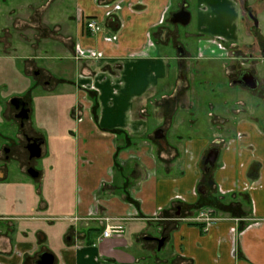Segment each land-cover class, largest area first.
Returning <instances> with one entry per match:
<instances>
[{"label":"crops","instance_id":"0c3cea01","mask_svg":"<svg viewBox=\"0 0 264 264\" xmlns=\"http://www.w3.org/2000/svg\"><path fill=\"white\" fill-rule=\"evenodd\" d=\"M212 1L200 2L206 17L185 33L194 39L191 54L179 39L181 24L170 22L186 3L190 21L182 26H189V0H0V59H21L24 75L37 60L50 62L57 87L70 86L73 102L81 95L87 104L80 115L68 113L77 163L75 199L57 216L68 222L62 242L50 248L45 231L22 226L27 216L2 215L0 264H36L43 251L53 264H264V79L253 66L264 72V36L245 42V64L254 63L231 80V94L240 90L246 99L210 98L202 107L190 96V75L200 70L183 60L207 61L202 73L212 74L217 62L234 58L224 43L239 44L221 33L224 1ZM87 18L97 20L95 34ZM79 44L100 57L77 65ZM244 70L257 79L255 89L234 83ZM187 108L188 125L179 116ZM159 128L165 147L154 137ZM43 143L41 156L49 152ZM211 147L218 154L206 168ZM41 206L46 213L47 202ZM204 207L219 218L209 226L192 219ZM106 224L123 232L100 239Z\"/></svg>","mask_w":264,"mask_h":264},{"label":"rangeland","instance_id":"374dc122","mask_svg":"<svg viewBox=\"0 0 264 264\" xmlns=\"http://www.w3.org/2000/svg\"><path fill=\"white\" fill-rule=\"evenodd\" d=\"M189 1L192 21L189 26L177 25L176 27L180 41L190 43L189 49L192 54L194 49L191 44L194 43V39H189L185 33L196 30L194 29L196 18L206 17L205 13L200 12L205 10L202 9L203 6L200 5V2L204 3L206 0ZM223 1L224 9L219 5V10L222 11L221 15L227 11L228 22L221 33L237 39L239 44L236 46H232L229 41L224 43L227 53L231 52L234 58L227 60L226 57L223 62H217L218 66L212 69V74L202 73L206 69V65L209 64L207 61L200 58L183 60L184 65L200 70L201 74L190 75L192 88L190 96H195L196 101L200 100L202 107H204V101L210 98L218 101L232 97L236 100L246 99L240 90L239 92L232 90L233 94H231V80L236 76L238 69H251L254 63L253 60L249 64H245L247 56L245 42L255 45L258 38L261 35L264 36V0H248L246 3H242L240 0ZM212 2L222 4V0ZM243 7L252 8L255 13L257 26L254 29H250L251 24ZM24 16L28 18L27 13ZM16 27L21 26L16 25ZM88 32L96 33H91L89 30ZM76 46L73 51V59L77 65H80L82 57L76 53L78 52ZM78 46L85 55L88 53L89 48H83L80 44ZM26 50L29 52L30 49ZM53 53L48 50L47 56L54 55ZM169 53L173 54L174 50L171 49ZM8 58L0 59V172H2L0 175L3 176V179H0V218L2 215L27 216L26 220L20 221L22 226L27 228L29 233H32L30 229L37 228L45 231L47 234L45 245L53 248L62 242L61 234L68 225L67 220L61 221L57 216L69 213L70 206L75 199L77 160L75 163L73 138L67 134V131L74 129V121L68 117V113L80 115L82 108L86 109L87 104L84 106V102H80L81 95L73 102L74 89L70 86L60 85L57 87L55 78L48 71L49 66L52 65L50 62H44L43 59L37 60L36 64L29 66L30 68L24 75L22 60L13 57V55ZM83 58L87 59L88 56ZM235 59L240 60L234 65L229 63ZM253 66L255 70H258V76L264 79V72L260 73L262 66L259 67L257 64ZM221 71L224 73L222 74ZM208 86L212 90H208ZM79 90L84 91L82 88ZM247 92L249 91L247 90ZM12 97H19L30 108L27 120L24 119L21 122L15 116L16 109L10 103ZM78 98L79 101H77ZM194 108L196 115L197 106ZM192 109L187 108L179 113V116L186 119L185 124L187 125L188 114ZM154 127L156 124H150V129ZM24 132L46 140L45 147L48 148V154L31 160V165L39 172L37 177H32L27 172L29 153L26 148ZM5 149H9V151L6 152ZM45 201L49 206L46 213L41 206ZM196 218L197 216L192 219L197 221Z\"/></svg>","mask_w":264,"mask_h":264},{"label":"water","instance_id":"95a60500","mask_svg":"<svg viewBox=\"0 0 264 264\" xmlns=\"http://www.w3.org/2000/svg\"><path fill=\"white\" fill-rule=\"evenodd\" d=\"M186 7V3H183L181 5V8L177 11L172 13L171 17H170V22L171 23H179L181 25H186L189 23L190 21V12L188 10L185 9ZM255 20V24H257L256 19ZM167 32L166 29H163L162 35H161V39L165 40V33ZM178 52L181 54V48L177 47ZM234 83H238L243 87L249 88V89H255L258 85V81L255 78V76L247 71L244 70L240 73L239 77L234 81ZM19 99L17 97H13L10 100V103L13 104L15 106V108H18V101ZM25 105V102H23V106ZM28 112H29V108H22V110L16 115V117H18L21 122L24 121V119L28 118ZM154 137L158 140V142L165 147V141L163 139V130L161 128L157 129L154 133ZM28 141H30L28 139ZM44 139L42 137L40 138H36L33 139L32 142L28 143L26 145V148L28 150L29 153V157H40L41 153H42V149H41V144H43ZM5 151L7 152L8 149H5ZM217 154H218V148L216 147H211L205 157L204 160V166L206 168H210L215 164L216 158H217ZM27 172L29 175H31L32 177H37L38 176V171L35 170L34 168L30 167L27 169ZM1 176V175H0ZM158 241V245L159 247L162 245L163 243V239H157ZM54 261V256L52 253L47 252V251H43L38 255L37 260L35 261L36 264H53Z\"/></svg>","mask_w":264,"mask_h":264},{"label":"built area","instance_id":"2783aa9c","mask_svg":"<svg viewBox=\"0 0 264 264\" xmlns=\"http://www.w3.org/2000/svg\"><path fill=\"white\" fill-rule=\"evenodd\" d=\"M85 23H86V28L91 33H95L97 31H99V29H100V26H99L97 20H95L93 18L87 19ZM115 38H116V35H112L111 37H106L104 39L107 41V40H112ZM76 49L78 51L76 53H78V55H80V57H82V58L85 57L86 55L88 57H91V58H97V57H100V53H101L98 51L88 49V53L85 55L83 50L78 45H77ZM196 219L199 222H203L204 225L209 226L213 222L217 221L219 218L216 215L215 209L210 208V207H204V208L200 209V211L197 214ZM122 232H123L122 225H120V224H116V225L106 224L104 230L101 233L100 239L107 238V237L112 236L114 234L120 235Z\"/></svg>","mask_w":264,"mask_h":264},{"label":"flooded vegetation","instance_id":"af4514ba","mask_svg":"<svg viewBox=\"0 0 264 264\" xmlns=\"http://www.w3.org/2000/svg\"><path fill=\"white\" fill-rule=\"evenodd\" d=\"M242 3H246V2H248V0H240ZM181 8V7H180ZM179 8V9H180ZM244 8V12L247 14V18H248V20L250 21V29L252 28V29H254V27H256L257 26V24H255V20L254 19H256V17H255V13L253 12V10H252V8H246V7H243ZM179 9H177V11L179 10ZM177 11H174V12H177ZM173 12V13H174ZM256 21H257V19H256ZM167 33V32H166ZM177 47H178V45H176ZM176 47V48H177ZM13 98V97H12ZM19 100L17 101V103H18V108H15V106H14V108L16 109V113H15V116L22 110V108H27L28 106H27V104H26V102L25 101H23V100H21L19 97H17ZM23 102H25V105L23 106ZM29 108V107H28ZM29 114H30V108H29V112H28V117H29ZM18 118V117H17ZM28 119V118H27ZM27 119H25V120H27ZM21 121V120H20ZM24 134V137H25V139H26V145L28 144V143H30V142H32V140L33 139H36V138H40L39 136H34V135H29V134H27L26 132H24L23 133ZM28 139L30 140V141H28ZM44 142H45V140H44ZM44 145V143L43 144H41V149H42V146ZM8 151H9V149H8ZM8 157V154L6 155V158ZM34 158H36V157H32V158H30L29 157V154H28V159H27V165H28V167H27V169L28 168H30V167H32V168H34L32 165H31V160L32 159H34ZM39 158V157H38ZM38 158H36V159H38ZM35 169V168H34ZM0 174H2V172H0ZM3 176H1L0 177V179H3L2 178Z\"/></svg>","mask_w":264,"mask_h":264}]
</instances>
